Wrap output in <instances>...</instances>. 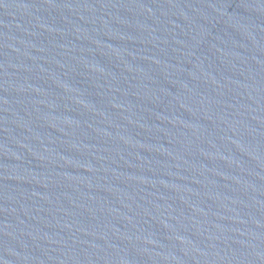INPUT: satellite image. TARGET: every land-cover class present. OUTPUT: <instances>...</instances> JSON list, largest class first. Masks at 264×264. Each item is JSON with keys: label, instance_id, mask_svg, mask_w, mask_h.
I'll list each match as a JSON object with an SVG mask.
<instances>
[{"label": "water", "instance_id": "water-1", "mask_svg": "<svg viewBox=\"0 0 264 264\" xmlns=\"http://www.w3.org/2000/svg\"><path fill=\"white\" fill-rule=\"evenodd\" d=\"M0 264H264V0H0Z\"/></svg>", "mask_w": 264, "mask_h": 264}]
</instances>
